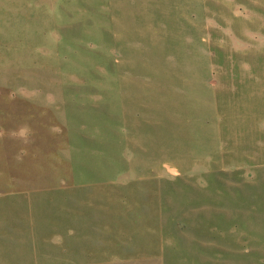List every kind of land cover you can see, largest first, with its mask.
<instances>
[{
  "label": "rangeland",
  "instance_id": "obj_1",
  "mask_svg": "<svg viewBox=\"0 0 264 264\" xmlns=\"http://www.w3.org/2000/svg\"><path fill=\"white\" fill-rule=\"evenodd\" d=\"M110 260L264 264V0H0V264Z\"/></svg>",
  "mask_w": 264,
  "mask_h": 264
},
{
  "label": "crops",
  "instance_id": "obj_2",
  "mask_svg": "<svg viewBox=\"0 0 264 264\" xmlns=\"http://www.w3.org/2000/svg\"><path fill=\"white\" fill-rule=\"evenodd\" d=\"M121 37V33L118 34ZM180 264H199L196 262H179ZM72 264H168L161 260H110L96 262H73Z\"/></svg>",
  "mask_w": 264,
  "mask_h": 264
}]
</instances>
